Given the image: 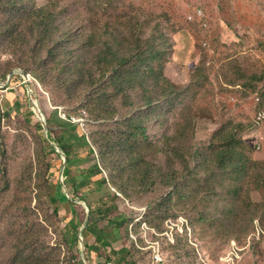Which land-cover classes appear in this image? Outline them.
I'll return each instance as SVG.
<instances>
[{
  "label": "rangeland",
  "instance_id": "obj_1",
  "mask_svg": "<svg viewBox=\"0 0 264 264\" xmlns=\"http://www.w3.org/2000/svg\"><path fill=\"white\" fill-rule=\"evenodd\" d=\"M59 1L82 18L105 2ZM108 1L161 27L165 72L181 94L159 116L117 97L101 111L86 107L88 92L42 84L0 41V264H264V122L255 121L264 108V0ZM42 115L73 125L39 128ZM132 117L144 118L146 133L133 147L124 140ZM181 117L189 124L176 126ZM220 130L238 141L228 173L212 161ZM56 139L74 159L67 176Z\"/></svg>",
  "mask_w": 264,
  "mask_h": 264
},
{
  "label": "trees",
  "instance_id": "obj_2",
  "mask_svg": "<svg viewBox=\"0 0 264 264\" xmlns=\"http://www.w3.org/2000/svg\"><path fill=\"white\" fill-rule=\"evenodd\" d=\"M103 3L91 5L82 18L76 13L66 16L68 7L62 6L59 0H48L47 4L37 7L23 0H0V41L22 70L34 74L42 84L55 82L67 92H88L90 98L83 104L86 107L93 104L101 111L102 107H110L117 97L124 105L138 110L150 108L159 116L164 105L173 107L182 90L165 72L168 45L164 32L152 19L141 17L138 12L123 13L113 1ZM53 120L60 121L66 129L73 125L71 120L61 121L57 117L47 118L45 122L49 125ZM127 121L132 131L124 140H130L133 147L132 140L136 137L146 138L144 118L132 117ZM187 124L185 118L175 120L178 127ZM37 126L42 128L41 120ZM178 127L166 140L171 157L179 151ZM48 135L51 138L50 130ZM213 137L218 138L219 145L212 161L226 173L234 171L237 165L233 158L238 144L235 135L220 130ZM82 138L89 144L84 135ZM220 138L224 139L221 145ZM56 141L66 154L63 174L67 176L74 159L68 143ZM92 151L89 146L88 153ZM5 166L0 161L3 172L0 180L7 183ZM245 167L243 160L240 168ZM61 197L71 204L64 192ZM88 205L92 211L89 202ZM97 239L102 242L101 237Z\"/></svg>",
  "mask_w": 264,
  "mask_h": 264
},
{
  "label": "built area",
  "instance_id": "obj_3",
  "mask_svg": "<svg viewBox=\"0 0 264 264\" xmlns=\"http://www.w3.org/2000/svg\"><path fill=\"white\" fill-rule=\"evenodd\" d=\"M258 100H259V98H258ZM255 121L258 122V123L264 122V108L259 109L256 112V114H255ZM108 264H111V262L108 263Z\"/></svg>",
  "mask_w": 264,
  "mask_h": 264
},
{
  "label": "water",
  "instance_id": "obj_4",
  "mask_svg": "<svg viewBox=\"0 0 264 264\" xmlns=\"http://www.w3.org/2000/svg\"><path fill=\"white\" fill-rule=\"evenodd\" d=\"M40 119H41V121H43V122L45 123V118L43 117V115L41 116ZM55 146H56L57 151H60L58 145H55ZM65 162H66V156L63 157V163H65ZM63 171H64V165H63L62 174H63ZM66 195H67V193H66ZM67 196H68V195H67ZM68 197H69V196H68Z\"/></svg>",
  "mask_w": 264,
  "mask_h": 264
}]
</instances>
